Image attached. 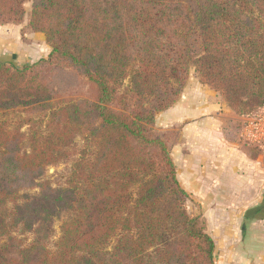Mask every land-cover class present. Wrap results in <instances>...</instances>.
Here are the masks:
<instances>
[{
	"label": "trees",
	"instance_id": "trees-1",
	"mask_svg": "<svg viewBox=\"0 0 264 264\" xmlns=\"http://www.w3.org/2000/svg\"><path fill=\"white\" fill-rule=\"evenodd\" d=\"M26 1L0 0V23L27 20L52 51L0 60V264H216L156 115L193 67L236 114L264 107V0Z\"/></svg>",
	"mask_w": 264,
	"mask_h": 264
},
{
	"label": "rangeland",
	"instance_id": "rangeland-1",
	"mask_svg": "<svg viewBox=\"0 0 264 264\" xmlns=\"http://www.w3.org/2000/svg\"><path fill=\"white\" fill-rule=\"evenodd\" d=\"M32 1L25 2L27 11H30ZM51 51L52 47L47 43L45 34L28 29L27 20L21 24L0 23V60L23 67L39 59L48 58ZM60 78H63V75H60ZM183 96L187 101L186 106L191 107L196 101L198 105L203 106L200 110L204 115L198 112L182 117L180 111H175L174 115L166 117L160 112L156 115L155 127L158 131L174 129L178 132V142L172 148V155L177 163L179 180L189 194L186 207L191 214H202L206 219L208 232L217 244L215 262L227 264L224 251L229 244V226L234 229H237L236 226L241 228V217L246 206L256 204L260 200L264 186H253L249 190L240 186L232 191V186L217 185L226 149L223 145L224 138L240 145L247 162L256 161L255 165L264 169V146L249 138V126L264 117V107L257 108L246 116L236 114L228 106L223 94L200 80L195 67L190 70L186 87L177 101L183 99ZM196 115L198 118L194 119ZM76 141L79 147L82 146L80 137H77ZM70 167L71 162L50 166L44 179L50 180L54 186H59L65 181ZM38 181L39 179L36 180ZM37 191V188L29 190L30 193ZM234 214L240 215L239 221H235ZM65 218L66 216L54 224L55 234L49 241L52 249H55V244L61 236V225ZM233 223L235 225L232 226ZM257 226L259 230L256 232L264 233V223H258ZM32 237L33 235L29 234L30 241ZM255 239L249 240L248 244L252 248L257 245ZM259 249L264 251V239L260 242ZM236 250L237 248L229 249L231 252Z\"/></svg>",
	"mask_w": 264,
	"mask_h": 264
},
{
	"label": "crops",
	"instance_id": "crops-1",
	"mask_svg": "<svg viewBox=\"0 0 264 264\" xmlns=\"http://www.w3.org/2000/svg\"><path fill=\"white\" fill-rule=\"evenodd\" d=\"M186 104L187 101H185V96H183V99L177 101L170 109L161 112V115L168 117L174 115L175 111H180V116L182 117H186V115L192 116L193 114H198V112H201L202 116L204 115L200 110L203 106L198 105L197 101L191 107L186 106ZM196 118H198L197 115L194 119ZM224 142L225 144L223 145L226 146L224 147L226 149L223 154L224 158L222 159L220 177L217 179V185L232 186V191L233 189L240 188V186H245L243 188L247 190L251 189L250 187L253 186H264V169H260L256 166V161L247 162L237 142L233 143L225 138ZM253 209H258V211L261 212L260 215H252ZM234 217L235 221L240 220L239 214H234ZM241 219H243V222L239 226L241 227L240 229H238L237 226L235 227L237 229L229 226V244L224 251V259L227 260V264H264V251L259 249V244L264 239V233L261 231L259 233L256 232L259 230L257 224L264 223V193L256 204L251 203L246 206V210ZM233 225H235V223H233L232 226ZM250 226L251 228H249ZM254 238H256L257 245L252 248L248 243L249 240L252 241ZM230 248H237L238 251L231 252L229 251ZM254 249H257V251H254Z\"/></svg>",
	"mask_w": 264,
	"mask_h": 264
},
{
	"label": "built area",
	"instance_id": "built-area-1",
	"mask_svg": "<svg viewBox=\"0 0 264 264\" xmlns=\"http://www.w3.org/2000/svg\"><path fill=\"white\" fill-rule=\"evenodd\" d=\"M249 130V138H251L254 143L264 146V117L251 123Z\"/></svg>",
	"mask_w": 264,
	"mask_h": 264
}]
</instances>
